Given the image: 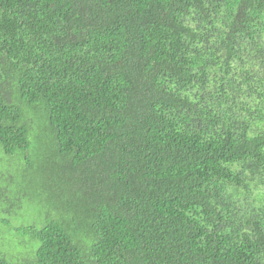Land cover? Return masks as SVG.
Segmentation results:
<instances>
[{
  "label": "trees",
  "instance_id": "1",
  "mask_svg": "<svg viewBox=\"0 0 264 264\" xmlns=\"http://www.w3.org/2000/svg\"><path fill=\"white\" fill-rule=\"evenodd\" d=\"M0 264H264V0H0Z\"/></svg>",
  "mask_w": 264,
  "mask_h": 264
},
{
  "label": "rangeland",
  "instance_id": "2",
  "mask_svg": "<svg viewBox=\"0 0 264 264\" xmlns=\"http://www.w3.org/2000/svg\"><path fill=\"white\" fill-rule=\"evenodd\" d=\"M32 253H31V250L29 251V255H31ZM25 258H26V255H25Z\"/></svg>",
  "mask_w": 264,
  "mask_h": 264
}]
</instances>
